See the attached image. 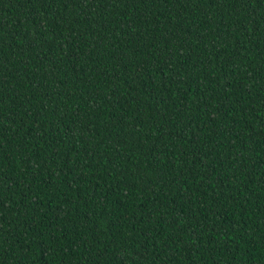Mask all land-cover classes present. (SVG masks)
<instances>
[{
	"label": "trees",
	"instance_id": "obj_1",
	"mask_svg": "<svg viewBox=\"0 0 264 264\" xmlns=\"http://www.w3.org/2000/svg\"><path fill=\"white\" fill-rule=\"evenodd\" d=\"M0 264H264V0H0Z\"/></svg>",
	"mask_w": 264,
	"mask_h": 264
}]
</instances>
